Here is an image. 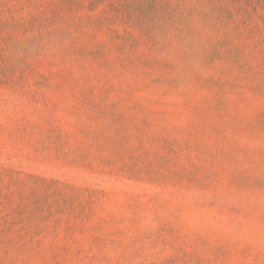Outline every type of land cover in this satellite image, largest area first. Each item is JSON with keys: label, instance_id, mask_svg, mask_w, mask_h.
I'll use <instances>...</instances> for the list:
<instances>
[{"label": "rangeland", "instance_id": "rangeland-1", "mask_svg": "<svg viewBox=\"0 0 264 264\" xmlns=\"http://www.w3.org/2000/svg\"><path fill=\"white\" fill-rule=\"evenodd\" d=\"M0 264H264V0H0Z\"/></svg>", "mask_w": 264, "mask_h": 264}]
</instances>
